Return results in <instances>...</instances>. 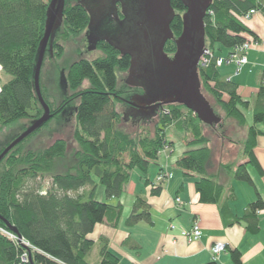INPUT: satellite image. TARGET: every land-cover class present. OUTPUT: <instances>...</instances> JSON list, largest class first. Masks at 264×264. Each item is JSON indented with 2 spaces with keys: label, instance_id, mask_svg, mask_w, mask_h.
Returning <instances> with one entry per match:
<instances>
[{
  "label": "trees",
  "instance_id": "16d2710c",
  "mask_svg": "<svg viewBox=\"0 0 264 264\" xmlns=\"http://www.w3.org/2000/svg\"><path fill=\"white\" fill-rule=\"evenodd\" d=\"M67 1L64 27L56 35L52 53L47 50L44 63L46 59H61L65 50L59 41L63 39L66 42L68 37L80 35L89 24V14L78 0ZM51 2L0 0V65L2 74L10 77L8 82L2 83L0 128L25 119L30 120V127L44 115L36 93L35 71ZM172 6L177 11H185L180 0H173ZM251 10L264 14V4L260 0L212 1L205 31L215 57L208 67L201 68L200 80L228 120L245 127L246 114L252 112L253 125L247 127V138L242 145L243 156L248 162L221 165V171L227 172L230 179L255 188L248 166H254L263 174L254 149L258 137L264 135L258 129V126L264 127V80L258 93L246 101L239 95L238 85L223 77L218 66L222 50L233 52L250 41L248 35L255 37L244 20ZM172 30L177 35L181 34L179 18L174 21ZM99 47L105 53L102 58L94 61L81 59L64 73L66 84L62 78V100L56 108L50 106L44 92L41 80L43 63L40 87L53 117L0 163V228L17 237L13 240L0 233V264H91L89 257L96 243L88 239L89 235L98 225L117 226L123 212L120 203L112 205L94 199L98 185L104 187L108 200L118 199L131 183L132 172L138 170L145 186H151V195L159 196L167 179L153 183L149 170L151 165L158 166L163 150L174 146L167 140L166 130L169 128L186 132L192 138L188 146L198 147L184 153L176 166L186 174L199 177L196 190L201 202L218 205L227 212L228 202L235 200L234 188L226 187L215 176L206 174L212 151L205 147L209 143L204 134L205 125L194 111L182 105L162 109L156 116L159 121L154 134L132 136L120 128L123 119L117 104L125 103L129 97L124 96L125 92L120 89L117 73L128 72L130 58L120 57L106 44ZM86 81L89 87L83 88ZM74 102H77L75 106ZM72 112L77 122L74 137L80 149L74 154V165L65 173L54 172L57 160L64 158L67 152L66 142L62 140L44 151L21 154L24 142L38 135L52 121ZM29 127H25L23 132ZM19 136L6 144L0 155ZM161 174L159 171L158 176ZM47 176L50 182L45 186ZM261 211H264V201L256 191V201L237 221L245 222L249 232L257 233ZM140 223L153 226L150 205L141 195H136L125 224L131 228ZM8 224L18 231L21 240ZM98 245L99 264H120L118 256L109 249L108 240L101 239ZM232 258L235 264H241L242 256L237 250L232 252Z\"/></svg>",
  "mask_w": 264,
  "mask_h": 264
},
{
  "label": "crops",
  "instance_id": "0c3cea01",
  "mask_svg": "<svg viewBox=\"0 0 264 264\" xmlns=\"http://www.w3.org/2000/svg\"><path fill=\"white\" fill-rule=\"evenodd\" d=\"M260 1L264 4V0ZM246 25L255 36L248 35V39L257 40V44H254L246 54L248 64L240 68L239 72L236 64H225L220 72L223 77L238 85L239 95L248 101L258 93L264 80V14L257 13L246 21ZM230 53L231 50L224 49L221 55L225 57ZM258 129L264 132L263 126H258ZM193 148L196 147L185 145L183 154L195 150ZM174 150L175 147L172 148V153ZM254 155L263 171L261 174L259 169L252 165L248 166L250 174V168L256 173V181L251 175L255 188L251 187L255 192L245 190L242 184L234 183L238 181L230 179L228 175L224 179V173L220 172L222 164L219 165V173L218 170L216 175L210 173L212 158L207 166V176H215L221 184L223 178L225 186L234 188L235 200L228 202L227 212L222 211L218 205L202 203L196 190L199 177L186 174L179 168H176L178 174L176 178L167 179L162 184L163 190L159 196L151 195V186H145L141 177L137 183L132 178L125 189L124 197L122 195L118 199H112L117 202L110 203L123 205L118 225L115 227L108 224L98 225L89 235L88 239L96 243L89 262L99 264L98 244L101 239H106L109 242V249L120 259V264H214L211 249L220 243L226 245V252L219 257L216 264H235L232 252L236 250L242 256L241 264H264V211L258 215L257 233L249 232L245 222L237 221L244 216L248 206L256 201V191L264 201V135L258 137ZM247 162L248 159L244 157L239 164ZM164 165V160L161 159L159 171L165 170ZM149 178L156 183L158 174L155 179L150 175ZM237 185L238 189L246 192L242 205ZM136 195H141L150 205L153 226L145 223L131 228L126 226L125 223L131 215V212L127 214L126 210L132 211ZM195 224L201 228L202 238L188 243L180 236V232L190 230ZM172 226H175L176 230H172Z\"/></svg>",
  "mask_w": 264,
  "mask_h": 264
},
{
  "label": "rangeland",
  "instance_id": "374dc122",
  "mask_svg": "<svg viewBox=\"0 0 264 264\" xmlns=\"http://www.w3.org/2000/svg\"><path fill=\"white\" fill-rule=\"evenodd\" d=\"M67 1V0H66ZM73 1V0H72ZM69 1H67L68 3ZM74 2V1H73ZM91 19L89 20V24L87 28L80 34L75 37H68L69 40L66 42L59 41L62 46H64L65 54L61 59H46L43 70H42V84L44 88L45 95L48 98L50 106H53L56 108L59 104V102L62 100L61 93L63 92L61 89V81H62V75L66 73L69 68L74 64L75 62L86 59L90 61H94L98 58H102L105 53L102 51L100 47H98L95 51L88 50L89 48V40L88 35L92 32H89V25H90ZM64 27V24L62 28ZM66 37L64 36V39ZM208 43V41H207ZM209 45V43H208ZM215 48L218 49V46ZM210 49V48H209ZM49 50V48L47 49ZM167 53L170 52L171 54H174L176 49L172 46V43H168L166 46ZM202 60V59H201ZM202 68V67H201ZM118 79H119V87L122 91L125 92L124 96H129L134 92V90H138V95L142 96L145 93L144 88H136L132 89L131 86L128 85L127 80L130 78V72L128 70L127 73H117ZM143 78V77H142ZM1 82L6 83L10 80V77L1 74L0 76ZM138 80V78H137ZM136 81V80H135ZM89 87L88 82L86 81L83 85V88ZM130 91V93H129ZM202 95L206 97L208 102L211 104V107L213 108L215 114L222 118V123L217 125L215 128L208 126L206 124L204 127V134L206 138L209 140V143L205 145V147H208L212 151V161H211V168L210 173H213V175L217 174V170L219 173V165H236L237 163H240L243 159V144L246 141L247 134H248V128L249 126L253 125V115L252 112H248L246 114L247 117V126L240 127L238 123L234 120H228L226 118V114L224 110L217 105L215 99L206 91L205 87H201ZM77 104V102H74V106ZM167 105L165 108H167ZM117 110L119 114L122 116V122L120 124V128L127 132L128 134H131L132 136H138L141 134L146 133H152L154 134V127L158 123L159 119L157 117H154L152 119H143L136 121L137 119H134L131 116H127V105H125L122 102H118L117 104ZM126 114V115H125ZM158 114V112H157ZM43 117V116H42ZM41 117V118H42ZM40 118V119H41ZM65 119L67 121H65ZM30 120L25 119L18 121L12 125L2 127L0 128V151L8 144L14 137L21 135L23 133V130L25 127H29ZM77 128V122L74 113L72 112L69 116L62 117L52 121L50 125L45 127L41 132L38 133V135L33 136L28 141L24 142V144L21 146V154H26L28 152H41L48 148H50L56 141L62 140L66 142L67 145V152L64 158L57 160V165L54 170L56 174H63L65 173L70 167L74 165V154L80 149L79 144L76 142L74 133ZM151 134V135H152ZM223 135L225 138H223ZM166 136L167 140L170 143H173L175 147L174 154L172 153V149H166L163 150L162 153L159 156L158 160V166L151 165L149 170V175L155 179V177L158 174L159 166H161V159L164 160V166L166 167L165 170H160L161 173L168 174V179L176 178L178 176L176 168H178L175 165V161L177 158H180V156L183 155V151L185 149V145H188L192 142V138L186 133V132H178L175 131L173 128H169L166 130ZM222 136V137H221ZM227 138V139H226ZM189 147V146H188ZM203 147V146H201ZM193 148V149H197ZM167 158H169V161H167ZM171 160V161H170ZM167 169V171H166ZM222 170V169H221ZM220 170V172H221ZM251 175L254 177L255 181L257 180V177L255 176L256 173L252 172V169L250 168ZM179 172V171H178ZM141 173L138 170H135L132 172V178L133 181L137 183L138 179L141 177ZM177 175V176H176ZM227 172H224V179H226ZM159 177V176H158ZM261 177V176H260ZM158 179V178H157ZM221 181V180H220ZM50 182L49 176L44 181V185L48 186ZM156 182H158L156 180ZM222 183L224 184V180L222 178ZM236 184H242L243 188L250 192H255V189L252 188L250 185L243 183V182H234ZM228 187V186H226ZM237 190L240 194V205L244 204V199L246 198V192ZM124 197V194H123ZM94 199L99 202H108V203H115L116 200H108L106 197L105 189L104 187L98 185L96 189V193L94 196ZM127 214L131 212V210H126ZM3 228H0V233ZM5 231V230H4Z\"/></svg>",
  "mask_w": 264,
  "mask_h": 264
},
{
  "label": "water",
  "instance_id": "95a60500",
  "mask_svg": "<svg viewBox=\"0 0 264 264\" xmlns=\"http://www.w3.org/2000/svg\"><path fill=\"white\" fill-rule=\"evenodd\" d=\"M182 1L185 3L187 13L183 18V32L180 38L176 41L178 51L173 59H168L162 55L165 42L174 37L170 28L172 22L171 17L174 15V8L172 7L171 0L143 1V9L140 12L142 24L138 25L143 29L141 38L143 39L144 37L146 39L149 36L146 35L143 28L147 25L146 23H148L151 31L154 29H161L167 36L162 39L161 35L156 39L159 43V46L156 43V49L158 47L156 53L161 55L159 57V69L156 67L151 68L149 66L143 67L140 63L139 57L134 53V50H122L125 52V55L128 54V52L133 55V63L131 62V67L129 69L130 78L127 80V83L131 87H142L145 90V93L142 96L137 97V100L140 103L138 106L139 109L145 111L144 119H152L157 116L158 112L157 107L146 109V105L163 102L165 105L185 106L194 111L204 124L216 127L222 123V118L215 114L211 104L206 97L202 95V83L197 71L199 58H195L193 49L197 40L200 41L201 47L205 43L206 31L204 19L212 5V0ZM65 6L66 0H52L47 12L45 36L40 45L39 58L35 71V87L37 97L44 110V115L41 119L33 122L25 132H23L4 150L0 155V163L16 146L40 130L53 117L50 107L42 96L40 75L47 49L49 48L50 53H52L56 35L64 24ZM144 18H146L147 22L143 21ZM93 21L91 20L89 29L93 26ZM159 34L162 33L159 32ZM96 39L97 38L92 36L88 38V50L95 51L97 49L98 39ZM142 41L143 40H141L140 44L144 45ZM62 78L66 84L64 75H62ZM7 226L10 227L11 225L8 224ZM10 229L19 236L20 240L22 239L15 228L10 227Z\"/></svg>",
  "mask_w": 264,
  "mask_h": 264
},
{
  "label": "flooded vegetation",
  "instance_id": "af4514ba",
  "mask_svg": "<svg viewBox=\"0 0 264 264\" xmlns=\"http://www.w3.org/2000/svg\"><path fill=\"white\" fill-rule=\"evenodd\" d=\"M143 1L144 0H78V4L82 5L87 10L90 19L92 21L94 20L93 26L89 30V32H92L88 35V38L92 36L98 39L97 48L102 44H106L112 49L116 50L119 53L120 57H129L130 67L131 62L133 63V55L130 54V52L125 55V52H123L122 50H134V53H136V55L139 57L140 63L143 67L149 66L151 68L156 67L157 69H159V57L161 55H158L156 53V51L158 50V47L156 49L157 44L159 46V43L156 41V39L161 35L162 39H164L167 35L161 29H154L153 31H151L148 26V23H146L147 25H145L143 28L146 32V35H149L146 38L148 41L144 37L143 39L141 38L143 29H141L138 25L142 24L140 12L143 9ZM172 1L173 0H171V4ZM180 1L184 6L185 11L181 12L174 9V15H172L171 17L172 22L170 28L172 30V25L174 21L176 20V18H179L182 23V34L184 28L183 18L184 15L187 13V8L185 6V3L182 0ZM205 20L206 17L204 19V23ZM143 21L147 22L146 18H144ZM159 32L162 34H159ZM172 33L174 37L172 39H168L165 42L164 52L162 54L168 59H173L175 57L178 51L176 41L181 36V34L177 35L176 33H174L173 30ZM141 40H143L142 42L144 43V45L140 44ZM168 43H172L174 45L176 49L174 54H171L170 52L167 53L165 51ZM208 47L209 45L206 39L202 47L200 45V41L197 40L193 48L195 58H199L197 68L199 76L201 72V59L205 50H207ZM132 89L136 88L134 87ZM131 92L134 93L129 95V98L124 103L125 105H127L126 114L127 116H131L133 120H143L145 111L140 110L138 107L140 105L137 100V97H139V95L137 94L138 90L136 89ZM166 106L167 105H165L163 102H157L151 105H146L145 108L152 109L153 107H157V111L159 112Z\"/></svg>",
  "mask_w": 264,
  "mask_h": 264
},
{
  "label": "built area",
  "instance_id": "2783aa9c",
  "mask_svg": "<svg viewBox=\"0 0 264 264\" xmlns=\"http://www.w3.org/2000/svg\"><path fill=\"white\" fill-rule=\"evenodd\" d=\"M257 13H259V11L251 10L244 16V20L249 21ZM254 44H257V42L250 40L249 42L245 43L243 46L236 48L229 56L219 58L218 66L222 68L225 64H236L237 67L239 68L238 69V72H239L240 68L248 64V59H247L246 54L253 47ZM214 57H215L214 53L208 47L207 50H205L203 54V57L201 60V67L202 68L208 67V65L210 64V61L214 59ZM2 73H3V68L0 65V76ZM2 89H3V84L0 79V94L2 93ZM165 178L168 179V174H164V175L161 174L158 177L157 181L162 182ZM177 202L179 203L180 201L177 200ZM171 229L176 230V227L172 226ZM1 232L13 240L17 239L16 236H14L13 234L7 231H4V229L1 230ZM180 236L183 239H185L188 243H193V242L199 241L202 238V230L198 224H195L190 230H181ZM224 252H226L225 244L220 243L212 247L211 255H212V261L214 264H216L219 261V257Z\"/></svg>",
  "mask_w": 264,
  "mask_h": 264
}]
</instances>
